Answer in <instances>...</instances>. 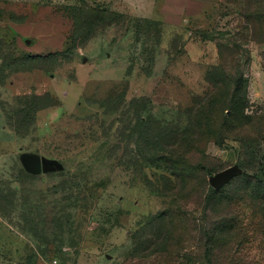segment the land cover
Returning a JSON list of instances; mask_svg holds the SVG:
<instances>
[{
    "label": "rangeland",
    "instance_id": "374dc122",
    "mask_svg": "<svg viewBox=\"0 0 264 264\" xmlns=\"http://www.w3.org/2000/svg\"><path fill=\"white\" fill-rule=\"evenodd\" d=\"M182 1L0 0V37L13 25L54 29L7 32L2 58L67 50L0 86V264H264V202L246 193L238 142L198 147L178 186L164 177L160 161L180 157L189 107L211 91L206 61L184 52L198 34L234 66L244 59L231 43L249 52L248 113L264 112V45L242 41L245 1L198 0L209 8L197 19L204 30L188 20L193 7L181 17L169 7ZM36 42L48 47L32 51ZM46 93L52 101L37 104L53 106L17 135L2 106ZM233 166L242 173L210 194V177Z\"/></svg>",
    "mask_w": 264,
    "mask_h": 264
},
{
    "label": "trees",
    "instance_id": "16d2710c",
    "mask_svg": "<svg viewBox=\"0 0 264 264\" xmlns=\"http://www.w3.org/2000/svg\"><path fill=\"white\" fill-rule=\"evenodd\" d=\"M245 5L241 12V19L244 21V27L239 28L245 35L242 41L246 43H257L264 45V0H244ZM94 14V20L98 19L100 12L96 9H90ZM2 10H0V15ZM2 16H0L1 18ZM243 28V29H242ZM0 37L5 40L7 32L16 35L10 29ZM198 34L203 40L214 42L218 49L219 63L209 68L205 74L204 80L209 83L211 91L203 96L194 98L189 107L187 115L189 116V127L182 132L181 140L178 142L180 157L165 158L163 163L164 173L171 181L172 185H179L184 179L189 169L195 168L189 159V155L197 150L198 147L206 146L208 143L223 145L226 142H238L240 145V158L244 175L242 183H246V193L264 202V112L250 115L248 113L250 101L246 89V71L250 63V54L247 50L237 43H231L235 52L231 56L243 58V65L231 64L225 59L221 43H217L213 38ZM3 43L0 41V86H3L7 80L16 72L26 70H44L43 64L51 61L56 56L64 57L66 51L51 53L48 55H30L22 52L16 58H10L8 61L2 58ZM239 62H242L239 60ZM235 71L233 74L232 72ZM121 98L125 99V91L120 92ZM50 99L51 95L46 93L43 96L22 95L17 98V107L7 113L5 105L2 106L3 112L7 118L8 125L17 135L26 136L24 129L26 127L34 128L36 116L39 111L53 105L40 106L37 100ZM133 101L132 104H135ZM22 109V110H19ZM167 135V132H165ZM169 151V150H168ZM263 168V170H259ZM235 180V179H234ZM233 180V181H234ZM232 181V183H233ZM231 183V184H232ZM222 191V190H220ZM220 191L210 190L214 195ZM262 196V198H261ZM187 264H197L189 262ZM207 264H213L209 261Z\"/></svg>",
    "mask_w": 264,
    "mask_h": 264
},
{
    "label": "crops",
    "instance_id": "0c3cea01",
    "mask_svg": "<svg viewBox=\"0 0 264 264\" xmlns=\"http://www.w3.org/2000/svg\"><path fill=\"white\" fill-rule=\"evenodd\" d=\"M172 2H176V0H170ZM182 3V4H181ZM180 7L175 6H169L171 7V10L176 13L175 15L182 16L183 13L187 10H190L191 7H193L194 11L191 13L188 12L186 15H188V20L191 22L192 20L200 19L204 16H207L209 13V8L206 3L200 2L198 0H183L180 2ZM186 4H188L186 6ZM202 5V6H201ZM189 8V9H188ZM211 8V7H210ZM180 14V15H179ZM165 22V20H163ZM162 21V22H163ZM198 24L200 20L196 21ZM202 24H199V29H205V27H202ZM10 29L14 32V34L17 37L26 36L28 32H34L35 34L43 33L45 36L52 38L54 35V29L51 26H48L47 24H39V25H13L9 26ZM23 40V38L21 39ZM60 43L61 44V39ZM23 41H27L25 38ZM37 42L34 45L32 51H43L46 50L48 46H41L40 49L37 50ZM184 52L187 53L192 61H206V66L208 67L207 70L213 66L218 65L219 63V55H218V49L216 47V44L211 41L203 40L200 36H197L195 39H191L188 41L184 46Z\"/></svg>",
    "mask_w": 264,
    "mask_h": 264
},
{
    "label": "water",
    "instance_id": "95a60500",
    "mask_svg": "<svg viewBox=\"0 0 264 264\" xmlns=\"http://www.w3.org/2000/svg\"><path fill=\"white\" fill-rule=\"evenodd\" d=\"M26 44H30L27 40ZM50 164L44 163L43 172L49 173L54 172L56 168L49 166ZM242 173V169L239 166L230 167L216 175H213L209 179L210 187L215 191H220L227 185H229L234 179H236Z\"/></svg>",
    "mask_w": 264,
    "mask_h": 264
},
{
    "label": "built area",
    "instance_id": "2783aa9c",
    "mask_svg": "<svg viewBox=\"0 0 264 264\" xmlns=\"http://www.w3.org/2000/svg\"><path fill=\"white\" fill-rule=\"evenodd\" d=\"M49 264H62L61 262H60V260H58V259H52L50 262H49Z\"/></svg>",
    "mask_w": 264,
    "mask_h": 264
}]
</instances>
